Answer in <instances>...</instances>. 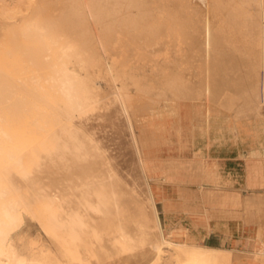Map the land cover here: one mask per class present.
Here are the masks:
<instances>
[{"label":"rangeland","instance_id":"1","mask_svg":"<svg viewBox=\"0 0 264 264\" xmlns=\"http://www.w3.org/2000/svg\"><path fill=\"white\" fill-rule=\"evenodd\" d=\"M39 1L42 0H36L35 4L26 7L24 15L33 11L34 7H39L45 12L44 14L55 13L56 15L58 13L66 16H63L64 29L80 41L82 46L90 49L87 66H75L78 75L88 85V95L96 94L94 97L95 106L101 110L109 111L111 118L109 116V121H101L102 124L96 125L97 131L101 128L103 130L98 131V134H101L99 136L96 131V135L91 136L84 129L78 130V137L83 140L80 144L75 135L73 138L71 137L72 131L76 129L74 117L66 112L58 100H55V104H58L55 115L60 116L61 129L59 130L58 124L54 126L52 122H48L47 140L31 149L25 165L20 169L23 185L27 187L40 183L50 188L47 193L53 189V192L54 190L55 193L57 192V198L64 201L77 197V194L83 190L90 192L95 185L113 182L116 171L129 170L137 166L143 167L144 171L142 170V172L145 177L143 185L148 184L153 191L160 220L167 234L176 238L183 237L185 236L184 231H180L176 227L181 223L185 226L191 224L194 235L201 238L200 241L210 247L255 249L256 237L251 236L250 226L245 225L241 218L229 217L226 232L224 229L208 232L201 226L206 219L203 211L205 204L200 199L192 197L185 199V196L187 193L196 195L199 188V184L190 175L193 172L192 169H197L195 172L197 176L201 178L202 182H206V175L209 172L204 170L206 168L202 164V160L210 153L217 160L219 171L224 179L229 181L226 189L230 193L246 196L248 199L264 197V172L259 155L257 150H249L252 138L264 134V101L259 102L257 99L264 93L263 17L260 16L259 24L252 28L254 36L245 33L230 36L235 41L239 40L237 45L235 44L236 48L239 47L241 51L244 49L242 53H238L232 46L227 51H221L219 46L223 48V39L225 38H218L217 35H205L204 32H201L202 23L195 19L196 16H194V20L187 21L188 23L186 22V25L183 26L192 32V35H189L185 42L178 44L172 37V31L169 30L173 27L171 23H174L172 14L177 12L184 16L189 13V9L173 7L172 0V2L169 0H156V2L145 0L149 7H140L142 11L146 8L145 10L151 12L149 13L151 14L150 18L158 13L165 16L162 17L164 24L160 21L161 27L157 26L152 29L154 30L152 34L142 29L150 22L149 14L144 17L143 21H140L139 15H137V21L110 20L109 16L117 15L121 7L111 6L113 3H108L107 0L108 7H100L101 5L97 3L99 0H78L81 4H77L79 7H70L67 6V3L66 6L57 5V1L52 0L43 3L47 4L46 7H43V4L40 7L37 6ZM236 1H230L229 7L226 10H221L220 13H212L210 20L211 26H214L213 33H220L216 28L223 23L225 25L222 26L224 29L221 31L222 34L239 31L241 27L231 26L237 24L242 15V11L237 8ZM163 2H167L165 3L166 7ZM167 4L169 5L167 6ZM82 8H85L87 12L86 19L83 17ZM137 8L133 7L134 11ZM72 9L76 11V14ZM246 9L248 8L246 7ZM256 10L257 13L261 12L259 8ZM3 11V7H0V49L2 42H6L8 35L6 33L10 27V21L3 16ZM184 12L186 13L184 14ZM230 12L238 15L237 20L230 17ZM75 15L82 16L83 19ZM21 17L19 16L18 20ZM146 18L148 19L146 20ZM249 20H247V28L244 29L250 32V23L253 24V22ZM167 21L170 23L168 24ZM139 29L141 32L136 33ZM124 31H130L132 34L127 35ZM117 32L125 33L124 37L121 33L123 41L117 37ZM121 43L125 44V55ZM207 44L218 48L219 51H207L205 49ZM180 45L184 48V52L176 51ZM258 60L262 62L258 63ZM113 61H118L119 64L128 63V74H134L133 76H138L144 82L139 87L140 90L134 86L129 88L131 93L140 95L145 99L144 101H131L127 105L122 99L114 98L113 91H119L122 79L113 83L105 73ZM180 76L186 78L188 83L179 82L178 77ZM236 78L242 79L241 82L237 83ZM209 80L212 84L208 82ZM205 92L216 95L210 99L198 95V93ZM224 93L235 95L244 93L246 98L241 99L240 106L237 104L239 101L235 100L232 101L233 104L230 107H225L218 101L221 94ZM197 103L201 104L196 107ZM198 109L199 112L217 110L219 118L226 124H222L219 128L215 127L214 131L204 134V137L198 129L192 133H184L178 129L177 125H174L176 122H184V124L193 122L195 119L193 120L191 117L192 112ZM150 110L162 111V114L163 111L169 112L171 123L153 124L150 131L139 134L135 127V120L144 119L143 116L147 112H151ZM243 120H246L244 125L241 123ZM104 123L111 129L107 125L105 127ZM169 127H173V131H163L164 128ZM175 127L179 131H175ZM103 128L105 131L108 129L106 132H110L109 135ZM228 129H231L232 132H228ZM101 131L104 132V136L106 134L109 137L112 134L111 139L110 137L108 139L107 136L104 137ZM100 136L102 139L105 138L102 141L106 146L108 145L107 148L110 147V152L112 148L115 149L114 146L116 147L115 151L111 152L114 160L119 163L116 168L107 165L108 160L103 155H101L104 158V160L102 158V163L100 160L97 163L92 162L96 153L91 154L90 151L98 147ZM113 137L114 140H112ZM108 141H113V146ZM185 143L186 146L180 148ZM174 162L178 164H175L177 170L174 175H170L167 165ZM155 176L158 179H154ZM97 200L98 197L93 194L88 198V201L93 205L97 203ZM46 214L47 212L40 207L24 213L22 221L10 239V249L15 254V258L10 264H16L18 258L28 255L31 240H36L44 248L53 250L63 261H66L65 254L80 256L85 250L91 254L96 246H100V243L94 239L73 240L62 227L53 224ZM214 222L215 218H210V223L214 224ZM232 226L234 227L232 228ZM106 231L112 232L113 229ZM64 252L66 253L64 254ZM132 264L140 263L133 260ZM142 264H151L150 258H145Z\"/></svg>","mask_w":264,"mask_h":264},{"label":"bare ground","instance_id":"2","mask_svg":"<svg viewBox=\"0 0 264 264\" xmlns=\"http://www.w3.org/2000/svg\"><path fill=\"white\" fill-rule=\"evenodd\" d=\"M35 1L0 0V7L4 9L3 16L10 21V27H8V33H6L8 34L6 42H2V48L0 49L2 52V55L0 54V264L12 263L15 254L10 249L11 236L22 221L24 213L37 207L46 211L53 224L62 227L73 240L88 241L94 239L100 243V246H96L91 254L85 250L80 256L65 254L66 252H64L66 261H63L53 250L44 248L36 240H31L28 255L18 258L16 264H132L133 260L142 264L145 258H150L151 264H264V197L248 199L246 196L230 193L226 189L229 181L224 179L219 171L217 160L210 153L202 160V164L206 168L204 170L209 172L206 175V182H202L201 178L197 176V173H195L197 169L191 168L193 172L189 174L199 184V188L196 195L187 193L185 199L187 197L197 198L205 204L203 211L206 219L202 222L203 225L201 223L200 225L208 232L218 229H224L226 232L229 217L241 218L245 225L250 226L251 236L256 237V248L253 250L246 248L242 250L235 247L230 249L210 247L202 243L201 238L194 235L191 224L185 226L181 223L176 227V229L184 231L185 236L183 237L176 238L167 234L160 220L153 191L148 184L143 185V182H145L143 180V178L145 179L142 172V170L144 171L143 167L139 168L137 166L129 170L116 171L113 182L95 185L90 192L83 190L77 194V197L64 201L57 198V192L55 193V190L53 192V189L49 191L50 193H47L50 188L40 183L27 187L23 185L20 169L25 165L31 149L47 140L48 122H52L54 126L58 124L59 130L61 129L60 116L55 115L58 107L55 100H58L66 112L74 117L76 129L72 131L71 137L73 138L75 135L77 142L80 144L83 140L78 137V130L84 129L91 136H95L96 132L98 134V131L102 130L99 127L97 131L95 129L96 125L102 124L101 121H109L111 115L106 109L101 110L95 106L94 97L96 94L93 96L88 95L89 87L78 75L75 68V66H87L90 49L82 46L80 41L64 29L63 16L66 17L64 14L63 16L58 13L56 15L55 13L44 14L45 12L41 8L34 7V10L28 13L29 15H24L27 10L26 7L35 4ZM52 1H57V5L62 4L64 6L67 3V6L70 7H79L77 4H80L78 0ZM152 1L156 2V0ZM172 1L173 7H186V9H189V13L184 16L177 12L172 14V22L174 23H171L173 27L169 30L172 31V37L178 44L185 42V39L192 35V32L183 28V26L186 25L187 21L194 20V16H196V20L202 23L203 29L201 32H204L205 35H217L218 38H225L223 39V48L219 46L221 51L229 50L230 46L236 48L235 44L239 40L235 41L234 38L230 37L232 35L245 33L254 36L252 28L259 24L260 16L264 19V0H237V8L242 11V15L240 21L231 26L241 27L239 31L222 34L221 31L224 30L222 26L225 25L223 23L216 28L220 33H213L214 26H211L210 20L212 13H220L221 10H226L229 7V2L235 0ZM47 2L49 0L39 1L37 6ZM107 2L113 3L111 5L113 7H121L117 15L109 16L110 20L137 21V15H139L140 21H143L144 17L151 13L145 10L146 8L143 11L140 10V7H149L145 0H107ZM107 2L106 0L97 1L101 5L100 7H108ZM43 5V7L47 6V4ZM170 5L172 6V4ZM133 7L139 8L134 11ZM162 7H164L163 4ZM256 8L261 9V12L257 13ZM250 9L252 10L249 11ZM72 11L76 14L74 9ZM82 14L86 19L88 15L85 8H82ZM229 14L233 20H237L238 15L236 13L230 12ZM150 15L149 19L146 18L150 22L142 29L152 34L154 33L152 29L160 26V21L163 23L162 17L165 16L158 13V15L150 18ZM19 16H22L20 20H18ZM77 17L81 18L82 16ZM248 19L253 22V24L250 23V32L244 29L248 26ZM166 29L168 31V28ZM193 31L195 30L193 29ZM124 32L127 35L132 34L130 31ZM124 32H121L123 37ZM140 32L141 29L136 31V33ZM121 33L117 32L116 35L123 41ZM150 33L147 34L150 35ZM124 45L122 50L125 55ZM205 49L210 52L219 51L218 48L209 44L205 46ZM176 51L184 52V48L180 45ZM236 51L242 53L244 49L241 51L237 47ZM262 51L264 52V45ZM261 60H258V63ZM131 62H129V65H131ZM127 64H119L118 61H113L107 67L105 73L113 83L122 79V86L119 87V91H113V96L115 99H122L125 104L129 105L131 101L142 102L145 99L129 91L130 86L139 89L144 82L138 76L128 74ZM241 80L235 79L237 83H240ZM178 81L182 84L188 83L186 78L181 76L178 77ZM210 83L212 84V82ZM198 95L210 99L212 96L215 97L216 94L205 92L198 93ZM245 98L244 93L236 95L224 93L221 94L218 101L221 104L223 103V106L230 107L233 104L232 101H239L237 102L239 105L241 99ZM257 99L259 102L264 101V93L258 96ZM200 104L195 105L197 107ZM234 106L236 107V103ZM150 111H146V115L143 116L144 119L135 120V127L139 134L150 131L153 124L163 123L166 125L170 122L169 112L163 111L162 114V111ZM216 111L199 112V109L193 110L191 116L193 120L195 119L193 122L191 121L189 124L176 122L174 125H177L178 129L184 133H192L198 129L204 137V134L214 131L217 126L219 128L222 124H226V122L221 121ZM241 123L246 124V120L241 121ZM106 125L105 127L108 126ZM103 129L105 131V128ZM174 130L176 131L177 128L175 127ZM163 131L171 132L173 127L164 128ZM227 131L232 132L231 129ZM102 133L104 136V132ZM99 135L101 134L99 133ZM105 136L107 135L105 134ZM109 137L111 139L112 134ZM100 138L98 147L90 151L91 154L96 153V157L92 162L97 163L100 160L102 163V158L106 157L108 160H106L108 162L106 164L116 168L119 163L114 160L111 154L113 141H108L112 145H109L112 148L110 152V147L107 148L108 145L106 146L102 141L105 138H101V140ZM252 139L249 150H257L264 172V134ZM112 140H114V137ZM185 146L186 143L180 148ZM114 148L116 149L115 146ZM175 164L178 165L177 162L167 165L170 175L176 173L177 166ZM154 179H158V177L155 176ZM91 194L98 197V204L93 205L88 201ZM212 217L215 218L214 224L210 223ZM104 229H113V231L110 232Z\"/></svg>","mask_w":264,"mask_h":264}]
</instances>
